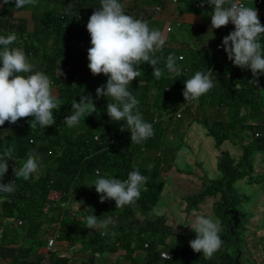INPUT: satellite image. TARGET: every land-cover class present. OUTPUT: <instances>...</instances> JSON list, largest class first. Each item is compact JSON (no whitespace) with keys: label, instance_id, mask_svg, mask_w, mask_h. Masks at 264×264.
Returning <instances> with one entry per match:
<instances>
[{"label":"trees","instance_id":"1","mask_svg":"<svg viewBox=\"0 0 264 264\" xmlns=\"http://www.w3.org/2000/svg\"><path fill=\"white\" fill-rule=\"evenodd\" d=\"M129 1L131 4L123 7L126 14L142 20L152 18L153 7L148 1L145 3L147 17L143 15V6ZM196 2L200 5V0ZM68 4L74 5L67 9ZM99 7L100 0H37L35 6L26 5L16 9L14 0H9L7 4L0 0V36L6 37L10 33L17 35V40L9 47L22 48L27 56L35 58L32 61L34 69L51 79L53 97L63 102L58 111L53 110L55 123L52 126L44 129L31 128L30 121L33 117L21 118L16 124L6 121L0 126V153L6 147L15 145L13 161H8V172L0 182L6 184L14 181L16 178L13 167H20L30 150L39 155L42 140L46 139L45 148L50 152L47 160L41 162V168L28 181L22 178L16 180L14 193H0V259L9 260L8 264H78L47 250L48 241L53 239L54 248L56 245H63L70 249L79 245L77 252L85 256L87 252L85 258L89 260V264L103 252L110 256L119 250L125 251L124 258L129 264H236L238 250L242 248L241 244H245V239H241V234L245 235V225H242L244 214L234 208L242 200L236 195L234 185L252 177V159L258 153L264 154V123H257L258 120L264 121V75L258 77L257 85L250 69L234 66L227 59L226 53L220 56L216 47L227 35V26L215 29V40L210 41L205 52L204 49L193 51L192 46L181 43L180 46L190 52L191 58L187 60L184 53L175 49V43L170 41L174 39L173 33H168L166 26H161L155 19L150 21L149 27L159 30L165 40L169 39L163 47V55L167 57L172 54L182 74L176 76L169 73L164 61H161L157 67L162 69V76L157 80L152 76V66L145 63L140 65V76L128 86L129 91L139 100L138 110L143 119L152 123L154 135L141 144H131L130 131L120 130L125 122L110 120L106 112L109 101L104 97L97 99L96 91L94 94L90 93L96 111L85 118L81 117L78 126L69 128L63 120L71 115V105L79 98L75 94L77 90H69L68 87L76 85L82 89L90 86V77L97 85L106 84L107 81L103 74H91L85 51L89 47L85 41L90 43V35L87 32L83 37L85 23L95 8ZM27 9L31 10L30 21L19 15ZM210 11L212 9L207 4L201 8L195 7L193 1L189 2L188 13L199 15L205 25L211 24ZM208 12L210 13L207 14ZM259 19L264 26V15H259ZM29 22L33 24L31 33L27 31ZM204 28V25L191 26V32L193 35H202ZM50 36H53V40L57 38L59 42L54 47L52 41V50L45 44ZM260 42L264 46V34ZM45 54L50 59L43 58ZM73 54H76L73 64L78 78L71 82L60 66L61 62L69 63ZM209 69L214 72L211 79L215 86L197 101L186 104L184 113L186 117L192 118L190 122L176 120L175 112L185 104L179 102V98L183 96L185 80L191 78L196 71L207 73ZM220 107L227 109V121L225 118L220 120L221 115H215V108L219 110ZM202 111H205V117L202 116ZM196 121L207 129L208 136L215 142L214 151L218 153L217 173L221 176L211 179L207 174L209 171L201 168L202 174L195 176L200 178L201 188L196 193L183 196L185 210L193 217L202 215L203 213L197 212L203 203L219 195L220 200L213 204L217 217L218 214H223L231 201V208L234 209L233 214L225 211L223 218L218 217L222 245L209 260L204 259L202 252L195 253L191 249L189 241L195 239L196 235L178 233L174 225L168 224L167 215L155 210L162 201L163 190L168 186L166 179L172 169L175 172L177 170L171 163L177 159L179 146L174 148L170 164H167L164 151L161 150L165 134L171 128L182 127V123L192 126ZM238 126H241L242 134L235 130ZM94 135L98 136V141L93 140ZM228 141L229 145L231 142L240 143L242 155L239 160L232 157L234 150L224 149ZM147 153L152 156L147 157ZM262 161L264 163V158ZM201 162L200 159V167ZM149 165L153 167H148ZM165 165L170 169H165ZM133 170H138L147 177V183L141 187L139 199L123 208H115L114 200L100 203L99 194L93 186L94 181L100 177L124 180ZM180 172L182 176V171ZM186 175L191 176L189 173ZM68 194H71L70 199ZM53 195L58 198L53 199ZM58 203L61 206L65 204V209L68 204L71 205L69 209L73 210L74 216H68L62 221L65 209H61ZM89 203V208L86 209L85 206ZM46 208L53 211L50 216L42 214ZM60 209L62 215L55 222V213ZM89 215L100 219L111 218L112 223L106 232L100 228L88 229L85 217ZM236 221L238 224L232 231ZM16 222L20 224L16 226ZM47 222L50 225L44 229L42 225ZM54 224L59 225L58 235L55 234L57 228L53 227ZM163 251L169 253L171 259L161 258Z\"/></svg>","mask_w":264,"mask_h":264},{"label":"clouds","instance_id":"2","mask_svg":"<svg viewBox=\"0 0 264 264\" xmlns=\"http://www.w3.org/2000/svg\"><path fill=\"white\" fill-rule=\"evenodd\" d=\"M147 1L131 0L137 6H143L145 16ZM3 2L7 4L9 0H3ZM36 3L37 0H14L16 9H21L26 5L35 6ZM193 3L195 7L201 8L207 4L212 9V12L210 11L211 24L205 25L201 21L205 26L204 32L209 26V31L212 33L213 29H220L230 22L234 25V30L230 33L227 27V35L223 37L222 43L218 44L216 49L220 56L226 53L227 59L234 66L250 69L252 77L255 78L254 82L258 85V77L264 75V50H262L264 46L260 42L264 34V26L261 25L258 9L250 6L260 7L264 2L258 6L253 2L244 6L239 3V0H200V5L194 1ZM170 10L171 5L164 2L154 6L152 20L156 19L161 26H164L157 16L173 15L169 12ZM85 28L87 31L83 32V37L85 38L88 32L90 43H87L85 39L84 41L86 46H91L87 50L89 61L87 66L93 76L103 74L107 77V81L106 84L97 85L96 81L90 77L88 83L90 86H84L81 91L75 93L79 100L72 103L71 115L66 116L63 123L72 128L79 125L81 117L85 118L93 114L96 106L90 93L94 94L96 91L97 99L104 97L109 101L106 105V112L110 120L124 121L126 126L121 125L120 130L130 131L131 144H141L154 135V129L152 123L143 119L138 110L139 100L129 91L128 86L140 76V65L145 63L152 66V76L157 80L162 76V69L157 67L161 61H164L169 73L176 76L182 74L181 69L176 65V58L172 54L167 57L163 55V47L169 39L165 40L159 30L150 29L146 20L126 14L120 0H100V7L95 8L85 23ZM166 31L174 33L170 21L166 26ZM214 35L216 37V31ZM16 40L15 33H10L6 37L0 36V46H2L0 49V126H3L6 121L16 124L21 118L33 117L30 127L44 129L55 123L53 110L58 111L63 102L53 97L51 93L53 82L45 73L34 69V65L29 62L23 49L9 47ZM220 45L223 49L219 48ZM76 54L72 55L69 63L61 62L60 66L71 82L78 78L76 67L73 64V57ZM212 74L214 72L211 69L207 73L196 71L191 78L185 80L182 92L185 103L197 101L215 86L211 79ZM83 75L86 74L83 73ZM94 136L98 138L97 135ZM42 146L46 147V145ZM14 151L15 145L13 144L0 153V180L8 172V161H13ZM43 152L39 150V153ZM40 159L35 151L27 152L22 165L14 166L12 169L16 179L6 184L0 182V193H14L16 180L22 178L28 181L39 170ZM148 167H153V165ZM146 183L147 177L138 170H133L124 180L115 177H100L94 181L93 186L99 194L100 203L114 200L115 208H123L139 199L141 187ZM228 206L225 211H234L233 208L228 209ZM111 223V218L100 219L95 215L86 217V228L88 229L100 228L106 232ZM188 226L196 234L195 239L189 241L193 252H202L204 259H211L222 245L219 221L198 215Z\"/></svg>","mask_w":264,"mask_h":264},{"label":"rangeland","instance_id":"3","mask_svg":"<svg viewBox=\"0 0 264 264\" xmlns=\"http://www.w3.org/2000/svg\"><path fill=\"white\" fill-rule=\"evenodd\" d=\"M197 0H148L150 5L152 7L160 5L161 3H166L171 5L172 9L169 11L170 13H173V15L168 14H161L160 16H157V19L162 21V25L168 26V22L172 24L174 33L172 34L174 39H170L173 43H175L174 48L180 49L182 53L186 56L187 60H190L191 55L190 52L184 48L181 47L180 44L183 43L187 46H192L193 51H197L199 49H205L208 48L210 41L215 40V35L211 31H209V27L206 28L204 34L202 35H193L191 32V25L193 24V27L201 26L203 25L200 16L199 15H191L188 13V7L189 2ZM45 3V2H44ZM77 3V2H75ZM120 3L123 7H125L127 4H131L129 0H120ZM74 4H68L67 9H70L73 7ZM51 8L53 6L50 5ZM151 10V9H149ZM181 13V14H180ZM208 12L207 14H209ZM258 13L260 15H264V5L260 8H258ZM30 14L31 10L27 9L24 13H20L19 15L22 17H25L26 21H30ZM181 15H185L182 17ZM182 17V19H181ZM183 18H185V21H183ZM148 24L150 25V21H152V18L150 20H146ZM190 23V24H187ZM32 22H29L27 24V31L31 33L33 31L32 29ZM150 28V27H149ZM85 31L86 28H85ZM172 33V32H170ZM176 34H179V36H176ZM54 47L59 45V42L57 38L53 40V36H50L45 44L46 46L52 50L53 45ZM91 47V46H89ZM87 47L85 51L88 50ZM32 51V49H31ZM29 62L35 60L32 56H27ZM43 58L50 59L48 55H44ZM69 90H77L81 91V89L76 85H71L68 87ZM167 90V89H166ZM142 93V92H141ZM140 94V93H139ZM262 97H264V93L262 94ZM179 102H185L184 97L181 96L179 98ZM202 100H200V103ZM187 103H185L183 106H181L178 110L181 112V118L178 119H184L187 122H190L192 118L186 117L185 115V106ZM177 110V111H178ZM211 110V109H210ZM227 109L220 107L215 108V115H221L222 118L220 120L227 121L226 114ZM202 116L205 117L206 113L205 111H202ZM207 117H209L207 115ZM257 123H264L261 122L262 120H258ZM183 126L180 128H171L167 131L164 138V145L161 147V150L164 151V154L166 156V163L170 164L171 157L173 153L175 152L174 148L178 145L179 151L177 152V159L174 161V163H171L175 166V168L178 170L172 169V173L170 174L169 178L166 179L168 181V186L165 187V189L162 192V201L160 205L156 206L155 210L159 212H163L167 215V222L169 225H174L176 227V230L178 233H187V234H193L196 235L194 231L188 226L190 223H192L195 219L192 214L188 213L186 208V203L184 202L183 196L186 194H193L199 191L201 188V180L197 174H202L203 171H209L207 174L211 179L217 178L221 176V174L217 173L219 171L218 164L216 162V155L218 153H215V142L213 139L208 136L207 129L199 122L196 121L192 126L186 125V123H182ZM236 131H239L241 134V126H238ZM62 134V132H61ZM189 137V138H187ZM186 141V142H184ZM42 145H47L46 139L41 141ZM181 144V146H180ZM230 142L228 141L227 144L224 145V149L232 151L231 155L232 157L237 161L240 159L242 155V149L240 147V143H233L231 142V145H229ZM190 146V148H189ZM40 152L43 150V153H39V157L41 158L39 160V167L41 168V162L47 160L48 154L46 151L45 146L40 147ZM172 152V153H171ZM154 153V152H153ZM158 154V152H156ZM147 157L152 156V154L147 153ZM264 158V154L258 153L254 156L252 159L254 169H252L251 175L252 176L249 180H240L238 181L234 187L236 189V195L241 198L242 200L240 203L234 207L235 209H238L241 213L244 214L242 225H245L244 233L241 234V239H245V244H241L242 248H239L238 255L235 259L236 264H264V163L262 159ZM200 159L202 160V167L198 165V162H200ZM179 161V163L177 162ZM165 169L166 165L164 166ZM170 169V168H169ZM168 169V170H169ZM182 171V176L181 172ZM191 174V176H187L186 174ZM176 177V178H172ZM68 199H70L71 194H68ZM53 199L58 198L57 195L52 196ZM221 196L219 195L216 198H210L206 200L201 206V209L197 214H202L206 217H211L214 220L219 221L220 219L224 217V211L223 214H218V217L215 215L213 211V204L217 201H219ZM96 202V199H95ZM78 203V202H77ZM61 209H65V204L62 206L58 203ZM89 205H86L85 208L88 209ZM71 205H67L66 211L65 209V215L62 216V221L65 220L68 216L73 217L74 213L73 210L69 209ZM58 211L55 213V218L57 222L59 220V217L62 215V212ZM52 210H49L46 208L42 214L47 213V216H50ZM87 217V216H86ZM85 217V218H86ZM141 219V217H139ZM20 222H16V226H18ZM48 225H50L48 222L44 223L42 227L45 229ZM53 227H56L57 230H55V234L58 235V224H54ZM221 228V225H220ZM48 231H53V229H48ZM0 240L2 241V238L0 237ZM79 245H76L73 248L67 249L66 246L63 245H56L55 248L52 250V252H56L58 255L62 257L69 258V260L73 262H77L78 264L84 262V264H89V260L85 258V254H79L77 252ZM44 251V250H43ZM42 253V251H41ZM78 254V255H77ZM125 251L119 250L114 255H108L107 253L103 252L99 256L92 259V264H129V261H127L124 258ZM137 257V254H136ZM139 258L142 259V256ZM139 259V260H141ZM9 260H3L0 259V264H8Z\"/></svg>","mask_w":264,"mask_h":264},{"label":"built area","instance_id":"4","mask_svg":"<svg viewBox=\"0 0 264 264\" xmlns=\"http://www.w3.org/2000/svg\"><path fill=\"white\" fill-rule=\"evenodd\" d=\"M250 2H253V3H255L258 6V5H261L264 2V0H239V3L243 4L244 6H246L247 3H250ZM227 27H228V33H230L231 31L234 30V25L231 22L227 25ZM219 48L220 49H223V46L220 45ZM175 117L176 118H181V112H180V110H178L175 113ZM94 140L97 141L98 138L96 136H94ZM52 240L53 239H51V240L48 241V244L46 246V249L47 250H52L54 248V241H52ZM146 247H148L147 244H146ZM169 257H171V255L169 253H167L166 251H163L161 253V258H163V259H169Z\"/></svg>","mask_w":264,"mask_h":264},{"label":"water","instance_id":"5","mask_svg":"<svg viewBox=\"0 0 264 264\" xmlns=\"http://www.w3.org/2000/svg\"><path fill=\"white\" fill-rule=\"evenodd\" d=\"M232 206H233V202L231 201L230 204H229V206H228V209H230ZM231 214H233V210L231 211ZM235 218H237V216H235ZM237 224H238V221H236L235 222V225L231 228L232 231L236 227Z\"/></svg>","mask_w":264,"mask_h":264},{"label":"crops","instance_id":"6","mask_svg":"<svg viewBox=\"0 0 264 264\" xmlns=\"http://www.w3.org/2000/svg\"><path fill=\"white\" fill-rule=\"evenodd\" d=\"M250 7L254 8L253 6H250ZM258 15H260V14L258 13ZM214 33H215V29H214ZM176 179H177V178H176ZM177 181H178V179H177Z\"/></svg>","mask_w":264,"mask_h":264},{"label":"flooded vegetation","instance_id":"7","mask_svg":"<svg viewBox=\"0 0 264 264\" xmlns=\"http://www.w3.org/2000/svg\"><path fill=\"white\" fill-rule=\"evenodd\" d=\"M229 218H230V216H229ZM231 220V219H230Z\"/></svg>","mask_w":264,"mask_h":264}]
</instances>
